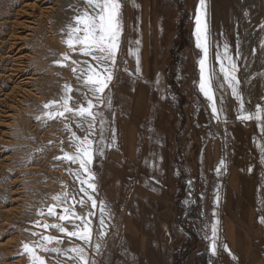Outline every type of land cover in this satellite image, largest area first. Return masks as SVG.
I'll return each mask as SVG.
<instances>
[{
    "label": "rangeland",
    "instance_id": "374dc122",
    "mask_svg": "<svg viewBox=\"0 0 264 264\" xmlns=\"http://www.w3.org/2000/svg\"><path fill=\"white\" fill-rule=\"evenodd\" d=\"M75 4L82 8L83 0H0V264H29V257L27 253H24L23 244H32L39 239V237L32 235L33 232H39L35 228L36 224L34 221L56 222L54 218L47 215L38 216L37 210L42 206L53 203L51 196L56 194L54 186L58 185L57 193L78 187L77 183L74 182L73 176L66 171L69 165L64 161L54 159L55 156H60L63 153L60 148H53L57 144L48 145V142L52 140L48 133L45 134L47 127L41 126L42 121L36 120V116L43 109L38 104L39 99L34 98L33 94H35V91L33 90V93L29 92L28 101L24 102L30 105H22L20 109H25V106L28 107L22 113L18 111V106L11 99L6 102H2L1 99L3 97L2 93L8 92L11 87L14 86L17 89V84L12 78L7 76V70L11 64H16L13 63L16 61H14L12 55L18 51L19 46L15 45L22 44L23 54L30 53L31 60L38 59L39 51L43 50L38 48V45L40 47L41 44H46L47 46L48 44L59 45L66 38V32L62 30L72 22V17L76 14L75 10L70 7V5ZM122 4L124 31L121 37V46L125 56H127L128 48H125L127 6L125 0H122ZM196 5L197 0H164V3L161 2L155 6L161 16V20L163 19L161 24L164 27L163 33H165V51L162 52L160 47L162 39L158 32H151L148 38L143 39V37H140L142 33L138 31L137 39L141 41L139 55L142 73H148L146 65L154 62V64L158 63L156 68H154L158 69L155 75L162 73L166 79L168 99L165 100H167L166 103L169 107V111L166 113V124L170 130L174 146L172 152L175 162L178 164V172L187 176V178H194L190 188L193 189L195 187V190L201 192L207 189L205 182L202 180L201 189L197 188L198 178L201 174H204V171L201 170L202 161H199V155L203 149L211 150L209 158L212 161L210 166L212 168L209 171L208 168L207 172L211 171L212 175L216 173L214 169L219 165L221 159H223L226 166L230 160V154L234 153L237 165H241L240 168H243L241 171L244 174L246 190H249L248 193L252 192L255 251L264 256V224H261L259 220L260 216L264 215V212L258 211L260 206L258 201L264 198V188H261V185L264 184V176H262L264 174V165L260 163L259 149L253 143V137L261 139V133L255 121L244 122L237 120L234 104L233 110L228 113L226 124H218L214 120L211 123L209 122L210 109L207 101L199 92L197 84L194 83L199 80L197 60L201 55L200 50L195 47L193 39ZM39 6L52 7L49 14H45L42 19L34 21L31 25L19 22L24 17L22 14L23 10L26 12L32 9L36 13ZM138 8L137 13L140 12ZM41 11L44 12L45 10ZM245 12L248 13L247 16L244 15ZM206 19L213 39L219 41L221 45L224 41H227L233 56H235L238 34L241 38V51L249 57L250 61L252 59V49H257L256 60L252 63L248 74L264 70V64L261 63L258 48L260 38L264 36V32L259 27L264 23V0H209ZM55 35L58 37L57 42L53 40ZM146 35L145 33L144 36ZM12 38L17 41L11 45ZM57 54L56 52L51 51L49 53L48 51L40 59L47 61L46 64L41 65L38 69L33 61H31V64H27V59L22 64V66L27 65L31 72L35 71L34 73H37L36 76L39 80H37V85L33 86V88H38L40 84V88L43 89V99L48 97V89L53 87H56L55 91L58 98L64 83L69 84V80L66 82L60 80V69H64L66 73L71 72L70 74L75 78L69 67L54 63V61L59 60L56 58ZM70 55L74 60L85 59L76 53H70ZM59 56L62 58L61 55ZM127 59L129 69H134V58L127 57ZM70 62L66 61L64 63L69 64ZM212 62L218 69L214 55ZM42 75H44V78L46 77L43 80L40 79ZM123 76L128 77L121 72L113 83L109 85L112 89L116 107V118L113 126L116 129L117 146L108 150L104 158L95 160L93 165L98 180V198L110 204L114 212V219L111 220V224L115 225L108 232L106 238L107 251L100 260V264H109L111 253L116 245L118 229L123 223L125 206L134 187L133 181H124L127 191L124 198L120 201L114 200V197L109 194V192H117L119 189L120 181H118V177L123 178L129 173H133L132 169H127L126 167L119 168L116 166L114 168L113 166V170L109 169L111 168L110 153L113 150H120L125 141L124 128L126 122L124 119L119 121L118 117L121 116L120 111L124 98L128 96H121L122 94H119L120 91L117 89L119 87L117 84ZM71 87L73 89L81 88L84 91L80 83L74 86L71 85ZM242 90L245 96L251 97V103L246 104V108L254 110L256 103L260 102V95L264 94V82L253 80L252 86H243L242 84ZM153 94L155 95V89ZM71 95L76 101H82L83 99L75 91ZM32 103L34 104L31 105ZM70 105L73 107L77 106L71 101ZM156 106L155 104L154 107ZM7 109H11V112L16 113L12 116L13 118L8 119L4 115V111H7ZM151 114L154 116V108L152 106L149 109V116ZM148 121L149 123L151 122L150 117ZM55 122L56 127L60 129L61 139L59 142L61 140L65 141L63 144L65 146L63 148L64 151L72 152L73 148L69 146L66 139L68 134L63 131V123L68 121L60 119L55 120ZM234 126L241 130L242 138L240 137L239 142L242 141L246 144L244 151L234 152L235 150L231 148L233 145L230 142L229 130ZM73 129L75 130L74 124ZM77 134L82 135L80 132ZM261 142H264V139H261ZM46 145L47 148L44 151H36ZM214 145H216L215 149L217 147V152L218 147L221 149V154L217 158L214 155L212 157V147L214 150ZM206 156H208V153ZM215 158L216 160L214 161ZM72 167L75 166L73 165ZM249 168L252 169L251 172L248 171ZM226 170V167L222 169L218 185H221L220 183L225 179ZM14 180L17 182L13 183ZM17 196L20 197L19 200L14 201L13 199ZM76 210L78 212L82 211L79 207ZM205 222L207 223V221ZM65 227H68L70 231L72 230L71 225L65 224ZM48 232L51 235H61L52 229H48ZM65 239L66 242L62 245L64 248L76 244L83 246V242L77 238ZM37 251L54 264L56 259H59L62 264H75L73 260L69 259L71 253L68 256L61 255L57 257L56 254H46L39 251V249ZM207 254L205 255V264Z\"/></svg>",
    "mask_w": 264,
    "mask_h": 264
},
{
    "label": "snow or ice",
    "instance_id": "6c2138e0",
    "mask_svg": "<svg viewBox=\"0 0 264 264\" xmlns=\"http://www.w3.org/2000/svg\"><path fill=\"white\" fill-rule=\"evenodd\" d=\"M132 6L139 7L135 0H132ZM70 7L76 14L72 17V22L62 30L66 32V38L62 40V43L67 45L69 52L62 53V59L54 63L69 67L84 91L81 88L73 89L70 84L65 83L58 98L43 104V111L36 116V120L43 121L44 126L53 120L68 121L63 123V131L68 134L66 139L73 151H64L65 141L61 140L60 151L63 154L55 156L54 159L69 165L66 171L73 176L78 187L52 195L53 203L37 210L38 216L47 215L54 218L56 222L47 223L36 220L34 221L36 226L44 230H55L61 235L33 232L32 235L39 239L32 244H23L24 253H27L29 257V264H46L44 256L40 255L37 249L46 254H56L57 257L68 256L71 253L69 259L75 264H100V260L105 256L108 232L115 227L111 224L114 212L107 201L98 198V180L93 165L95 160L104 158L108 150L117 146L116 129L113 126L116 107L109 85L121 72L133 82L144 79L139 55L140 39L129 41L127 56L122 50L121 37L124 31L122 0H83L82 8L78 4L70 5ZM244 15L247 16L248 13L245 12ZM206 17V0H199L194 14V37L195 47L200 50L201 55L197 60L199 80L194 83L207 101L210 109L209 122L214 120L218 124H226L228 113L233 110L234 104L237 120L255 121L259 127L261 139H264V94L260 95V102L256 103L254 110H249L246 104L251 103V97L245 96L242 90V84L252 86L253 80L264 82V70L248 74L252 63L256 60L257 49H252L250 61L249 57L241 51V38L238 34L235 56H233L227 41L221 45L219 41L213 39ZM259 27L264 32V23ZM258 48L261 63L264 64V36L260 38ZM70 53H76L85 59L74 60ZM213 55L218 69L212 62ZM127 57L134 58V69H129ZM65 61L71 62L65 64ZM161 75L157 73L154 84L162 93L160 98L164 100L168 99V96L166 89L162 86ZM74 91L80 94L82 101L74 100L71 95ZM70 101L77 106H71ZM149 131L153 130L149 129ZM78 132L82 135H78ZM149 139L152 137L149 136ZM261 139L253 137V143L259 149L260 163L264 165V142H261ZM52 143L49 141L48 145ZM46 148L47 145L36 151H44ZM145 163L149 164L154 171L158 167L155 157L150 163L148 160H145ZM73 165L75 167H72ZM224 168L225 164L221 159L215 169L216 175H221ZM248 171L251 172L252 169L249 168ZM153 180L155 176L150 177V180L145 182V186ZM155 182L159 183V181ZM188 184L191 186L192 181L189 180ZM261 188H264V184ZM219 200L220 195L217 190L215 200L217 205ZM258 203L260 205L258 211L264 212V198ZM77 207L82 211L78 212ZM213 215H216L215 211ZM259 220L261 224H264V215H261ZM219 223V220H215L204 225L203 238L209 241L210 254L213 257L218 256L219 249L223 248L233 260H237L238 258L230 252L228 246L219 242ZM65 224L71 225L72 230L65 227ZM65 238L69 240L77 238L83 242V246L76 244L64 248L62 245L66 242ZM55 264H62V262L56 259Z\"/></svg>",
    "mask_w": 264,
    "mask_h": 264
},
{
    "label": "crops",
    "instance_id": "0c3cea01",
    "mask_svg": "<svg viewBox=\"0 0 264 264\" xmlns=\"http://www.w3.org/2000/svg\"><path fill=\"white\" fill-rule=\"evenodd\" d=\"M161 2L164 3V0H135L140 11L137 13V7L132 6V0H125V48L129 47V41L138 38V31L142 33L140 37L143 39L148 38L151 32H158L162 39L159 40L160 47L162 52L165 51V33L161 24L163 19L161 20L155 8ZM133 62L135 67V60ZM157 64L153 62L146 65L148 73L143 74V80L133 82L123 76L117 84L119 94L129 97L124 98L121 116L118 117L119 121L124 119L126 122L125 141L120 150L110 153L109 169L113 170V166L126 167L132 169L133 173L123 178L118 177L119 189L109 194L114 200L120 201L127 191L124 181H133L134 187L125 206L123 223L118 229L109 264H195L197 255L210 253L209 241L203 238L204 224L205 221L212 223L215 220L220 222L219 242L226 244L230 252L238 258L233 260L228 252L220 248L218 256H215L219 264H264V256L255 251L254 247L252 192L248 193L249 190H246L244 174L241 171L243 168L237 165L234 153L230 154V160L225 166L226 177L218 185L221 176L207 172L208 168V171L212 168L209 158L211 150L205 148L201 151L199 161H202L201 170L204 174L199 176L197 188L201 189V180L207 186L202 192L195 190V187L190 188L188 181H193L194 178H187L178 172V164L172 152L174 146L171 133L166 124L169 107L167 100L160 98L162 93L154 84L158 70L154 68ZM160 79L166 89V79L163 75ZM150 106L154 108V116H149ZM149 129L153 131L150 132ZM229 137L234 152L246 149V144L239 142V128L231 127ZM215 146L214 150L212 147V157L214 155L217 158L221 149L218 147L217 152ZM153 157L158 165L155 171L145 163V160L150 163ZM152 176H155V180L145 186V182ZM153 188L156 190L153 191ZM217 190L220 195L218 205L215 203Z\"/></svg>",
    "mask_w": 264,
    "mask_h": 264
},
{
    "label": "bare ground",
    "instance_id": "6f19581e",
    "mask_svg": "<svg viewBox=\"0 0 264 264\" xmlns=\"http://www.w3.org/2000/svg\"><path fill=\"white\" fill-rule=\"evenodd\" d=\"M198 3H199V0H197L196 8L198 6ZM206 3L208 4L209 0H206ZM51 7L52 6H50V7H43V6L41 7V6H39L37 8L38 12H36V13L32 9H29V11H26L27 13L25 12V10H23L22 14L24 15V17H22V19L19 22H22L23 24L31 25L32 23H34V21H36V20L39 21L40 19H42L45 14H49V11H50ZM41 10H45V11L43 12ZM17 35H19V34H17ZM193 39L195 41L194 34H193ZM53 40H55L57 42V40H58L57 35H55L53 37ZM59 40H61V39H59ZM16 41H17L16 39L12 38L11 39V45L14 44ZM15 46H19L18 47L19 48L18 51L15 54L12 55V57L14 58V61H16V62H13V63H16V64H11V66L7 70V73H8L7 76L9 78H12V80L15 82V84H17V89L13 86V87L10 88V90L8 92L2 93V95H3V97L1 98L2 102H6V101H8V99H11L15 103V105L18 106V108H19L18 111L20 113H22V111L26 110L28 108L27 106L30 105V104H28L27 102H24V101H28L29 92L33 93V90H34L35 91L34 92L35 94H33L34 98L35 99H39L38 104L43 109V104L45 102H48L50 100H53V99L57 98V93L55 91L56 87L48 89V91H47L49 93L48 97L43 99V97H42L43 96V89L40 88V84H39L38 88H33V86L37 85V80H39V78L36 76L37 73H34L35 71L31 72V69L27 65L22 66L23 61L25 59H27V64H31L32 63L31 61H33L36 64V67L38 69V67H41V65H45L46 64L47 61H45V60L42 61L40 59L43 58V55H45L48 51H49V53L51 51L58 53L56 55V58L61 60L62 58L59 55H61V53L69 52V49L67 48V45L63 44L62 42L59 45L58 44H53V45L48 44V46H47L46 44H41V47H40V45H38V48H42L43 50L39 51L38 59L31 60V57L29 56L30 53L29 54H23V51H22L23 50V45L22 44L21 45L20 44L19 45H15ZM59 73L61 75L60 76V80L62 82H66L67 80H69L70 81L69 84L73 85V86L76 85L77 83H79L70 74L71 72L70 73L69 72L66 73L64 71V69H60ZM43 74H45V73H43ZM45 78H44V75H42L40 79L43 80ZM54 79H55V76H54ZM57 83H58V81H57ZM30 87H31V89H30ZM21 102H22V104H20ZM33 104L34 103H32L31 105H33ZM22 105H27V106H25V109H20V108H22ZM14 114H16V113L11 112V109H7V111H4V115L8 119L13 118L12 116ZM15 116H17V115H15ZM40 125L44 126V122L42 121V123ZM44 127H47V129H46L47 132L45 134L48 133V136H50V139L53 142L52 144H57L56 146L54 145L53 148H60V142L61 141L59 142V140L61 139V134L59 133L60 129L58 127H56L55 120L49 121L47 123V125L44 126ZM56 137H59V138H56ZM64 147L65 146L63 145V148ZM16 182H17L16 180L13 181V183H16ZM51 184H55V183H51ZM53 188H54V190H56L55 193H57L58 192V189H57L58 185L54 186ZM50 190H52V188H50ZM19 198L20 197L17 196L13 200L14 201L19 200ZM35 228H37L36 230L39 231L42 234H49L48 230H44V229L42 230V228H40L38 226H36ZM44 258H45L46 264H54V263L50 262L49 259L46 256Z\"/></svg>",
    "mask_w": 264,
    "mask_h": 264
},
{
    "label": "built area",
    "instance_id": "2783aa9c",
    "mask_svg": "<svg viewBox=\"0 0 264 264\" xmlns=\"http://www.w3.org/2000/svg\"><path fill=\"white\" fill-rule=\"evenodd\" d=\"M209 261H211V264H219L217 257H213L211 254H207L206 256V264H209Z\"/></svg>",
    "mask_w": 264,
    "mask_h": 264
},
{
    "label": "trees",
    "instance_id": "16d2710c",
    "mask_svg": "<svg viewBox=\"0 0 264 264\" xmlns=\"http://www.w3.org/2000/svg\"><path fill=\"white\" fill-rule=\"evenodd\" d=\"M195 264H205V254L197 255Z\"/></svg>",
    "mask_w": 264,
    "mask_h": 264
}]
</instances>
